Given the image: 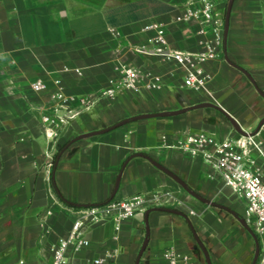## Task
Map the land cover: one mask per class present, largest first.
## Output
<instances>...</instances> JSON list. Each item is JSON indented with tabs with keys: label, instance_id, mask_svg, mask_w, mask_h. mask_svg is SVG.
Listing matches in <instances>:
<instances>
[{
	"label": "crops",
	"instance_id": "obj_1",
	"mask_svg": "<svg viewBox=\"0 0 264 264\" xmlns=\"http://www.w3.org/2000/svg\"><path fill=\"white\" fill-rule=\"evenodd\" d=\"M186 1L0 0V264H51L50 247L67 235L75 218L74 206L61 196L86 206L157 190L172 195L168 206L139 213L123 221L119 230L110 221L90 227L89 245L74 255L73 263L107 256L103 264H136L147 238L138 264H170L162 256L167 250L188 256L183 264H207L194 237L195 232L201 241L200 232L206 229L211 238L201 242L208 248L210 261L212 256L225 264V247L231 244L218 221L227 218L228 228L244 237L247 246L240 259L229 264H244L255 238L229 211L238 213L234 205L218 195L221 183L208 177L209 169L202 161L164 147L162 136L178 130L226 135L234 130L226 114L244 132L259 128L264 118V97L258 92H264V0H233L223 57L204 65L212 76L211 95L182 87V70L173 61L133 48L149 45L147 39L153 33L143 31L145 25L160 23L166 28L169 49L202 50L198 21H176ZM228 1L215 0L216 11L223 17ZM119 62L160 75L162 87L126 91L95 101L87 109L73 103L71 113L58 111L65 116V124L72 122L71 127L63 124L58 134L47 138L41 116L57 104L53 96L59 91L77 98L96 94L117 77ZM37 80L45 84L44 90H33ZM175 101H187L186 108L203 102L219 108L130 121L71 143L81 133L123 119L178 110L172 108ZM209 115L214 120L205 119ZM179 116H187V121L182 117L177 121ZM148 158L179 176L201 197L227 209L202 207L201 218L187 213V191L178 189V183Z\"/></svg>",
	"mask_w": 264,
	"mask_h": 264
},
{
	"label": "built area",
	"instance_id": "obj_2",
	"mask_svg": "<svg viewBox=\"0 0 264 264\" xmlns=\"http://www.w3.org/2000/svg\"><path fill=\"white\" fill-rule=\"evenodd\" d=\"M191 20H197L200 25L199 34L203 36L200 43L203 49L200 51L169 49L166 28L160 23L145 25L143 31L153 33L147 39L149 45L133 48L141 54H155L173 61L182 70V87L211 95L209 83L212 76L204 65L223 57L224 17L216 11L215 0H187L176 21L187 23ZM115 69L117 77L110 79L106 87L94 95L77 98L57 92L53 96L57 104L41 116L45 136L52 138L58 134V128L66 122L65 116L58 114V111L63 109L71 113L73 103L87 109L95 101L113 99L126 91L137 93L144 86L154 90L162 87L160 75L142 72L122 62ZM32 88L39 92L46 86L37 80L33 82ZM162 143L167 149L202 161L209 169L208 177L218 180L222 188L227 189L234 199L242 203L241 217L258 245L255 264H264V125L254 132L240 133L233 130L223 136L214 130L180 131L163 135ZM173 199L169 192L157 190L98 205L74 207L72 211L75 218L67 235L50 247L51 264H74V255L89 245L86 232L90 227L110 221L119 230L123 221L145 213L150 208L168 206ZM162 256L170 264H183L189 259L174 250H167ZM106 260L107 256H101L89 259L86 264H103Z\"/></svg>",
	"mask_w": 264,
	"mask_h": 264
},
{
	"label": "water",
	"instance_id": "obj_3",
	"mask_svg": "<svg viewBox=\"0 0 264 264\" xmlns=\"http://www.w3.org/2000/svg\"><path fill=\"white\" fill-rule=\"evenodd\" d=\"M232 4H233V0H229L228 1V4H227V7H226V11H225V17H224V42L226 41V38H227V32H228V27H229V18H230V12H231V8H232ZM226 60L229 63H231L228 58H226ZM242 71L251 79V81H253L252 77L247 72H245L244 70H242ZM258 92L260 93V95L262 97H264V92H262L260 90H258ZM203 107L219 108V107L215 106L212 103L203 102V103H199V104H197L195 106H191L189 108L178 109V110L171 111V112L145 113V114H141V115H136V116H133V117H130V118H127V119H123V120L117 122L116 124H114V125H112L110 127L104 128V129H100V130H96V131H91V132H86V133H81V134L77 135L75 138H73L71 140V143L74 142V141L80 140V139H84V138H88V137H92V136L104 134V133H106V132H108V131H110L112 129H115L117 127L123 126V125L129 123L130 121L141 120V119H146V118H154V117L173 116V115H178V114L185 113L188 110H192V109H196V108H203ZM226 116L228 117V119H229L230 123L232 124V126L234 127V130L235 131L240 132V133H244V131H242V129L239 127L238 123L233 118H231L227 114H226ZM261 125H264V118H262L260 120V122L258 124V127H260ZM148 159L150 160V162L155 167H157L158 169H160L161 171H163L164 173H166L167 175H169L174 181H176L192 197H194V198L198 199L199 201L204 202V203H206L208 205L217 206V207H220V208L227 209L224 206H221L219 204H216L213 201H210L208 199H205L204 197H201L195 191H193L192 189H190L189 186L179 176H177L176 174H174L172 171H170L169 169H167L166 167H164L163 165H161L157 161H154L151 158H148ZM117 184H118V180L116 182V186H117ZM165 210L172 211V212H177V211L170 210V209H165ZM229 211L235 217H237L238 221L243 225V227H245L253 235L252 231L250 230V228L246 224L245 220L242 217L238 216L235 212H233L231 210H229ZM194 237H195L197 243L199 244V246L201 247V249L204 252V255H205V259H206L207 264H211V261L209 259V255H208L206 249L204 248L202 242L199 240V238H198V236L196 235L195 232H194ZM253 237H254V235H253ZM146 244H147V238L145 239V241H144V243H143V245H142V247L140 249V252H139V255H138L136 264L139 263V258L141 256V254L143 253ZM257 257H258V245H257V242L255 240V251H254V257H253V260H252V263L251 264H255L256 263Z\"/></svg>",
	"mask_w": 264,
	"mask_h": 264
},
{
	"label": "rangeland",
	"instance_id": "obj_4",
	"mask_svg": "<svg viewBox=\"0 0 264 264\" xmlns=\"http://www.w3.org/2000/svg\"><path fill=\"white\" fill-rule=\"evenodd\" d=\"M227 7V6H226ZM183 98H186L187 99V93H183ZM105 99H101L99 101H104ZM177 104H175V106H173L172 108H176V109H183V108H186L187 107V101H175ZM181 117L185 120V122L187 121V116H179V117H176L175 119L177 121H179L181 119ZM207 119L208 121H212L214 120L212 116H207ZM119 122V121H117ZM117 122L113 123V124H116ZM71 121H69L68 123H66L64 125V127L66 128H69L71 127ZM178 123H183V122H178ZM178 125V124H177ZM210 126L212 127H216V125L214 123H211ZM63 127V128H64ZM62 126H60V128L58 129H63ZM44 130V128H43ZM100 130V129H99ZM60 131V130H59ZM180 130L178 131H175L176 133L179 132ZM230 132L229 133H232L233 130H229ZM68 139V138H67ZM66 139H63L62 142H64ZM178 189H182L181 186H179L178 184H176ZM188 185V183H187ZM190 189H192L190 187V185H188ZM194 190V189H193ZM182 191V190H181ZM218 195H220L221 197H225L227 200H229L230 204L234 205L235 209L238 211V215L241 216L242 214V211H243V207H242V203L239 201V200H236L234 199V197L230 194V192L227 190V189H221V191L218 193ZM190 202L191 203H196V205H199V207H201L200 209H194L191 205H190ZM217 203H220L218 201H215ZM177 205H180L177 204ZM206 208V209H212L209 205H207L206 203L204 202H201L199 201L198 199L192 197L189 193H187V213L189 214H192V213H198V218H201V215L203 213V208ZM193 210V211H191ZM216 211V210H215ZM220 212H223L225 213V211H222L220 210ZM200 214V215H199ZM227 218H224L223 220H220L218 221V225L219 227L223 230L222 232L225 233V235L228 236L227 238V241L231 244V248L230 246L228 248L225 247V254H226V257L227 258H224V261H225V264H229L230 263V260L231 259H237V261L240 259V254L242 253V250L243 248H247V246L244 244L245 243V240L243 241L244 237H240L238 234H235V232H233V230L229 229L228 226H227V221H226ZM201 233V241L205 242V243H208V240L209 238H211L209 235V231L208 230H204L200 232ZM203 239V240H202ZM203 242V243H204ZM210 247V246H209ZM205 248L208 250V248L206 247L205 245ZM254 250H255V247L254 245L252 247H249L247 253H246V256L244 258V264H251L252 263V260H253V257H254ZM228 252V255L227 253ZM223 253V255H224ZM216 254V252L214 253ZM211 261H212V264H218L217 261L218 260H215L213 259V257L211 256Z\"/></svg>",
	"mask_w": 264,
	"mask_h": 264
},
{
	"label": "trees",
	"instance_id": "obj_5",
	"mask_svg": "<svg viewBox=\"0 0 264 264\" xmlns=\"http://www.w3.org/2000/svg\"><path fill=\"white\" fill-rule=\"evenodd\" d=\"M68 144H69V142L66 143L64 146H62V147L60 148V150H59V151L57 152V154L55 155L54 161H56L59 152H60L62 149H64ZM60 198H61V199L63 200V202L66 203L67 205L74 206V207H81L80 205H76V204H74V203H71V202L66 201L65 199H63L62 196H61Z\"/></svg>",
	"mask_w": 264,
	"mask_h": 264
}]
</instances>
